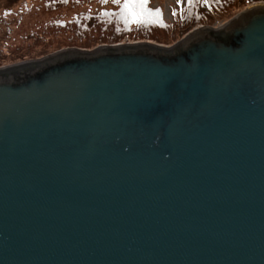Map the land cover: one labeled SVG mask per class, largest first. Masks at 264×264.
I'll use <instances>...</instances> for the list:
<instances>
[{"label": "water", "instance_id": "1", "mask_svg": "<svg viewBox=\"0 0 264 264\" xmlns=\"http://www.w3.org/2000/svg\"><path fill=\"white\" fill-rule=\"evenodd\" d=\"M0 264H264V8L1 67Z\"/></svg>", "mask_w": 264, "mask_h": 264}, {"label": "rangeland", "instance_id": "2", "mask_svg": "<svg viewBox=\"0 0 264 264\" xmlns=\"http://www.w3.org/2000/svg\"><path fill=\"white\" fill-rule=\"evenodd\" d=\"M187 1L188 0H152L150 8L153 10L161 8L162 20L167 26H172L175 24L173 12H177V10L180 11L179 9H181V7L184 9ZM49 2L50 0H0V68L15 65L24 61L41 59L56 52L72 48L79 50H93L99 46L139 43H153L163 47H170L195 29H199L201 27L213 29L219 28L254 3H250L242 11L232 14L231 17L225 20H220L221 18H219L208 24L195 23L191 25V28L186 30L183 35L178 36V34L175 33L173 35V41H170L169 37H165L169 34L164 33L158 35L161 36L158 41L144 38H129V34L134 35L137 33L140 35L142 34V31H135L133 26H131L132 29H130L131 27L128 25L131 24L126 23L129 19L118 16L115 22L116 30L115 28L114 30L117 35L123 32V36L119 42L109 45H98L93 49H85L79 46L70 45L69 36L64 37L51 34V27L53 26L48 23H50L49 21H51L52 18L58 20L60 19L66 23L76 13L86 11L89 8L86 7V5H79L76 8L65 7L60 8L58 12H49L51 11L50 8H47ZM89 6L91 11H94L95 9L100 11L102 9V7L98 4L96 5V3ZM103 8L108 7L103 6ZM207 12H209V10H207ZM66 27L67 25L65 24L63 26L64 31L66 30ZM155 34L157 35L156 31Z\"/></svg>", "mask_w": 264, "mask_h": 264}, {"label": "trees", "instance_id": "3", "mask_svg": "<svg viewBox=\"0 0 264 264\" xmlns=\"http://www.w3.org/2000/svg\"><path fill=\"white\" fill-rule=\"evenodd\" d=\"M256 1L264 0H188L184 9L181 7L180 11L173 12L175 24L167 26L162 20L161 8H156L159 9V12H156V9L150 8L152 0H143V10L139 8L133 9L141 13L138 18H133L131 13L123 9L124 0H118V2L116 0H50L47 6V8L51 9L49 12H58L60 8L65 7L76 8L79 5H86L89 9L76 13L66 23L60 19L52 18L48 24L53 26L51 27V34L64 37L69 36L70 45L85 49H93L98 45H109L119 42L123 36V32L118 35L115 32V22L118 16L129 19L126 23L131 24L128 26H133L135 31H142L140 35L137 33H135L137 35L129 34V38H144L158 41L161 37L158 35L164 33L169 34L170 36L167 35L165 37H169L170 41H173L175 33L181 36L195 23L208 24L219 18H221L220 20H225ZM93 3L98 4L102 9L100 11L96 9L91 11L89 5ZM103 6H107L108 8H103ZM100 16L104 19H101ZM65 24L67 27L64 31L63 26Z\"/></svg>", "mask_w": 264, "mask_h": 264}, {"label": "snow or ice", "instance_id": "4", "mask_svg": "<svg viewBox=\"0 0 264 264\" xmlns=\"http://www.w3.org/2000/svg\"><path fill=\"white\" fill-rule=\"evenodd\" d=\"M134 8L143 10V0H124L123 9L131 13L133 18H138L141 13L134 11ZM156 12H159V9H156Z\"/></svg>", "mask_w": 264, "mask_h": 264}, {"label": "bare ground", "instance_id": "5", "mask_svg": "<svg viewBox=\"0 0 264 264\" xmlns=\"http://www.w3.org/2000/svg\"><path fill=\"white\" fill-rule=\"evenodd\" d=\"M256 7H263L264 8V1L254 2V3H252L251 6L247 7V9H252V8H256Z\"/></svg>", "mask_w": 264, "mask_h": 264}]
</instances>
